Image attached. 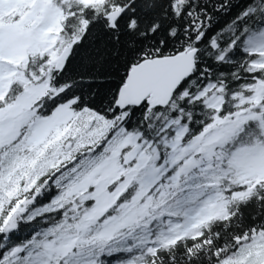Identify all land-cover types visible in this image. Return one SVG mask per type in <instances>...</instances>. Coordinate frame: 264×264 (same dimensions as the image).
Wrapping results in <instances>:
<instances>
[{"label":"snow or ice","instance_id":"6c2138e0","mask_svg":"<svg viewBox=\"0 0 264 264\" xmlns=\"http://www.w3.org/2000/svg\"><path fill=\"white\" fill-rule=\"evenodd\" d=\"M0 264H264V0H0Z\"/></svg>","mask_w":264,"mask_h":264}]
</instances>
